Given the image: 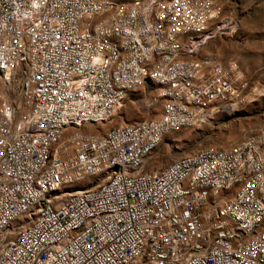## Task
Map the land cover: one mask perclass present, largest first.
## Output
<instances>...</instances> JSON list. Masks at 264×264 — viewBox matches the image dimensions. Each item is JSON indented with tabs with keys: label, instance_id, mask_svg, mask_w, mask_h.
Listing matches in <instances>:
<instances>
[{
	"label": "built area",
	"instance_id": "1",
	"mask_svg": "<svg viewBox=\"0 0 264 264\" xmlns=\"http://www.w3.org/2000/svg\"><path fill=\"white\" fill-rule=\"evenodd\" d=\"M235 28L217 0H0V264H264V131L147 167L254 93L201 51Z\"/></svg>",
	"mask_w": 264,
	"mask_h": 264
},
{
	"label": "rangeland",
	"instance_id": "2",
	"mask_svg": "<svg viewBox=\"0 0 264 264\" xmlns=\"http://www.w3.org/2000/svg\"><path fill=\"white\" fill-rule=\"evenodd\" d=\"M222 16L236 21L234 32L210 39L201 51H211L224 66L235 62L246 81L245 92L254 89L237 109L217 113L201 125L167 132L148 159L157 168L178 155L207 145L229 147L245 135L264 131V0H217ZM131 98L118 113L99 125L103 131L112 124L141 117ZM92 130L93 127H86Z\"/></svg>",
	"mask_w": 264,
	"mask_h": 264
}]
</instances>
